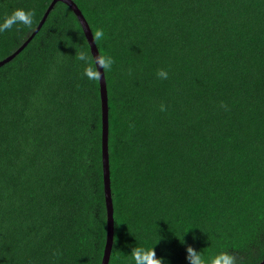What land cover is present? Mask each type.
I'll return each instance as SVG.
<instances>
[{
    "label": "trees",
    "instance_id": "16d2710c",
    "mask_svg": "<svg viewBox=\"0 0 264 264\" xmlns=\"http://www.w3.org/2000/svg\"><path fill=\"white\" fill-rule=\"evenodd\" d=\"M73 1L99 55L113 58L103 69L108 264H135L141 247L164 264H188V247L209 260L227 252L234 264L262 261L264 0ZM50 2L0 0V25L17 9L33 13L31 26L0 31V60ZM93 69L62 1L0 66V264H100L106 209Z\"/></svg>",
    "mask_w": 264,
    "mask_h": 264
},
{
    "label": "water",
    "instance_id": "95a60500",
    "mask_svg": "<svg viewBox=\"0 0 264 264\" xmlns=\"http://www.w3.org/2000/svg\"><path fill=\"white\" fill-rule=\"evenodd\" d=\"M57 1H62L65 4H67L73 10L74 14L77 16L78 21L83 29V33L89 43L90 51L96 66V59L100 55L93 38V34L81 10L78 8V6L73 0H51L42 18L40 19L39 23L34 28L32 33L29 35V37H27V39L12 54L0 60V66L3 65L5 62L9 61L10 59H12L26 46V44L32 39V37L40 29L49 11L52 9L53 5ZM97 75L99 81V91H100V101H101V165H102L103 193H104V201H105V209H106V237H105V244H104L100 264H108L111 254V248L113 243V232H114L113 204H112V196H111V188H110V171H109V159H108V106H107L105 76L102 68L98 67ZM263 263H264V259L257 264H263Z\"/></svg>",
    "mask_w": 264,
    "mask_h": 264
},
{
    "label": "clouds",
    "instance_id": "9594fccd",
    "mask_svg": "<svg viewBox=\"0 0 264 264\" xmlns=\"http://www.w3.org/2000/svg\"><path fill=\"white\" fill-rule=\"evenodd\" d=\"M33 13L30 11H25L24 9L15 10L12 15L0 25V31L5 29H10L13 24H22L24 26H31L32 24ZM104 35L102 30H97L95 32V38L100 39ZM77 59L81 62H84L85 65L90 63L89 56L86 50H81L77 56ZM113 64V58L110 55H102L96 59V69H93L92 72L86 73V76L90 79L95 78V72L99 68L110 69ZM158 76L162 79H167L168 73L164 70L158 72ZM161 111H164V105L160 106ZM188 264H234V258L227 252H220L211 260L206 259L204 256L198 253L197 250L188 247L187 249ZM133 259L135 264H164L162 258H158L152 249L137 248L133 253Z\"/></svg>",
    "mask_w": 264,
    "mask_h": 264
}]
</instances>
